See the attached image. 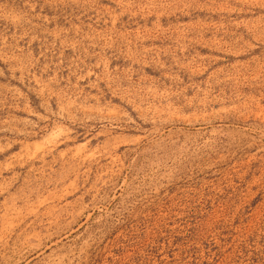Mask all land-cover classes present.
I'll return each instance as SVG.
<instances>
[{
	"label": "rangeland",
	"instance_id": "rangeland-1",
	"mask_svg": "<svg viewBox=\"0 0 264 264\" xmlns=\"http://www.w3.org/2000/svg\"><path fill=\"white\" fill-rule=\"evenodd\" d=\"M0 264H264V0H0Z\"/></svg>",
	"mask_w": 264,
	"mask_h": 264
}]
</instances>
